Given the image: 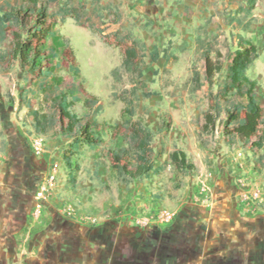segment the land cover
Returning <instances> with one entry per match:
<instances>
[{"label":"rangeland","instance_id":"obj_1","mask_svg":"<svg viewBox=\"0 0 264 264\" xmlns=\"http://www.w3.org/2000/svg\"><path fill=\"white\" fill-rule=\"evenodd\" d=\"M6 1L20 4L25 0H0V264H82L88 255L117 260L162 252L167 256L188 254L190 251L184 249L170 251L167 244L184 240L174 230L187 227V215L200 209L190 205L189 200L179 203L190 190L188 182L195 183L200 173L197 167L194 172H183L170 163L169 152L177 149L175 137L170 134L172 118L178 120L179 128L191 126L203 150L200 158L210 164L211 177L214 176V162L220 159L216 144L223 139L222 127L205 124L203 116L212 111V94L224 79L237 34L251 38L258 49L259 55L247 74L258 81L257 98L264 106V2L256 0L258 5L255 3L251 10L246 0H56L50 7L44 27L54 24L53 28L68 41L55 71L63 79L62 87L72 83L71 74L78 68L79 92L97 98L100 122L122 124L126 100L136 93L131 105L132 120L153 130L165 125L162 132L156 130L151 142L157 172L124 184L118 181L117 167L107 155L108 136L101 144H82L72 151L68 139L51 131H34L29 112L49 109L41 91L49 81L36 69L21 66L12 48L17 32L22 36L21 43L30 39L33 55L42 54L45 36L29 23L23 30L9 24L3 9ZM154 47L158 50L155 61L151 54ZM205 48L211 50V58L216 50L220 52L223 69L215 75L213 85L202 82L194 90L192 73L203 72L201 52ZM126 50L132 64H136L131 71L122 65L128 55ZM72 109L81 115L82 102L75 103ZM38 135L43 138L39 154L31 148L32 139ZM123 145L120 135L115 146ZM225 146V152L240 158L247 172L263 185L264 171L253 163L251 152L240 144ZM65 156L77 168L73 182ZM50 174L54 176L51 187L44 191L45 199L38 200L36 192ZM226 176L229 178V173ZM260 190L261 200L255 206H246L238 196L233 214L225 205L212 207L216 214L212 233L205 229L192 237L212 240V252L222 257L230 255V249L222 247L231 242L240 247L244 241H264V230L260 233L258 229L264 225L258 215L264 202L261 187ZM124 194H136L138 207L121 203ZM69 207L78 213L100 216V224L93 227L72 219L67 214ZM148 208L171 209L176 216L168 226L141 229L134 223V216ZM127 221V230L115 232L118 223ZM90 241H104L106 246L117 242L118 247L110 254L106 249L87 253L85 247Z\"/></svg>","mask_w":264,"mask_h":264},{"label":"trees","instance_id":"obj_2","mask_svg":"<svg viewBox=\"0 0 264 264\" xmlns=\"http://www.w3.org/2000/svg\"><path fill=\"white\" fill-rule=\"evenodd\" d=\"M56 0H25L24 3H4V15L9 24L25 29L28 23L33 30H39L45 36V44L41 48L44 53L33 55L32 47L27 43H21V34L15 32V43L12 53L20 59L21 66H30L36 69L40 75L48 78V83L41 88L45 93V100L49 103V109H31L32 127L37 134H47L50 131L68 139L72 151H77L82 144L97 145L105 141L108 136L109 147L107 155L117 167L116 177L118 181L126 184L135 179L148 176L157 172L153 162V149L151 146L153 134L162 132L164 124L153 130L149 125L132 120L131 105L134 98L126 100L122 113L125 118L122 124H108L97 119L101 106L95 96H84L80 90V74L75 68L71 74L72 83L63 88V79L55 74L63 52L68 47V41L56 31L51 24L44 27L50 12L49 9ZM256 0H246L248 10L254 8ZM32 18L35 21H32ZM31 35V34H30ZM235 50L228 58L224 79L217 84V90L212 94V106L210 112L203 116L205 124L222 127L221 133L225 145L240 144L242 148L251 152L253 163L259 165L264 171V106L260 105L257 98L258 81L248 74L250 64L258 57V49L249 37L240 34L235 35ZM122 65L128 71L134 70L136 64H132L129 50ZM152 60L157 59L156 47L151 51ZM203 59V72L200 74L194 70L191 77L192 89L196 90L205 82L213 85L215 75L219 74L223 65L221 54L215 51L211 58V50L205 48L201 52ZM48 66L41 68L42 63ZM82 102L83 113L80 115L73 111L75 103ZM91 110V111H90ZM221 115H223L221 117ZM122 127V130H120ZM121 135L124 145L115 146ZM170 163L179 171L194 172L196 166L189 160L187 154L174 149L169 152ZM64 163L69 170L70 179L73 182V173L77 169L68 156Z\"/></svg>","mask_w":264,"mask_h":264},{"label":"crops","instance_id":"obj_3","mask_svg":"<svg viewBox=\"0 0 264 264\" xmlns=\"http://www.w3.org/2000/svg\"><path fill=\"white\" fill-rule=\"evenodd\" d=\"M258 2L259 1L256 3L257 5ZM262 2H264V0H262ZM179 126L180 124L178 120L172 118V128L170 129V134L171 137H175L174 139L177 143V149L184 151L187 156L193 155L190 156V161L198 168L200 173L199 176L204 175L205 172H211L210 164L208 162L206 164L203 163L200 158V153H203V150H200V143L196 140L191 126L189 125L190 128L183 126L179 128ZM216 132L219 133L218 130H216ZM180 145H183L185 148H181ZM168 147L169 146L166 148ZM216 148L219 150L220 159L218 162H214V176L206 180L209 187V200L207 202L202 201L196 193L198 190L197 183L188 182L187 187L188 189L190 187V190H186V194L183 195L179 203H187L189 200L190 205L198 206L200 209L196 211L194 210L193 214L187 215L189 217L186 220V223L188 222L187 227L186 225H183L174 230L178 236L182 235L184 240L167 244V249H170V251L171 249H184L190 251L188 254L180 255L179 253H176V255H173V253H170V256H167L164 252H162L161 255L157 256H132L127 258H118L117 260L112 258V256H102L99 259L98 257L96 258L95 256L92 257L88 255L82 259V264H264V241H244L241 243L240 247H238L236 243L231 242L228 247H222L224 250L230 249V255L222 257L220 255L216 256L215 253L212 252V240H196L191 235L196 233L202 234L205 229L206 232L211 234L212 222L216 218V214L213 212L212 207H216L219 204L225 205L229 207V209L227 208V211H230L229 213L233 214L235 211L234 205L235 202L237 203L238 201V194L240 190L244 186L259 183L257 179L254 178L253 174L247 172L246 166L240 158L225 152L227 147L225 146L223 139L216 144ZM227 173L230 175L229 178L226 176ZM260 187L263 191L262 200L264 201V184ZM120 198L121 203L126 205L130 204V206L134 205V207H138V203L140 201L136 194H124ZM244 214L249 215L248 213ZM258 215H260L264 220V202L263 210H259ZM224 216L226 217V214ZM128 222L129 221L125 224H122L121 222L118 223L115 226L116 228H114L116 230L115 232L127 230ZM263 226L264 225H261L262 228H258L260 233L264 230ZM231 227L232 229H236V226ZM231 231L232 230H230V232ZM186 235H191V239L187 240ZM233 244H236V246ZM117 245V242H111V245L108 244V246H106L104 241H100V243L90 241L86 243L85 248L87 253L92 251L98 252V250L104 252V249H106L110 254L117 249ZM137 248L139 247L137 246L135 249ZM236 249H241V251H234Z\"/></svg>","mask_w":264,"mask_h":264},{"label":"built area","instance_id":"obj_4","mask_svg":"<svg viewBox=\"0 0 264 264\" xmlns=\"http://www.w3.org/2000/svg\"><path fill=\"white\" fill-rule=\"evenodd\" d=\"M32 150L39 154L43 149V138L41 136H36L31 141ZM53 175L50 174L47 178V182L36 192V198L38 200L45 199L44 191L51 187L53 182ZM211 177V173L208 172L202 176H198L196 183L198 190L196 193L202 199V201L207 202L210 198L209 187L207 185V179ZM239 200L244 204L255 206L257 202L261 200V190L257 184H252L250 186H244L239 194ZM35 210L38 211L40 208V203L37 201L35 203ZM67 214L76 221L85 222L91 225L100 223V216L91 214H82L76 212L73 208L69 207ZM176 212L171 209H154L148 208L143 212H138L134 216V223L141 229L163 227L168 226L174 220Z\"/></svg>","mask_w":264,"mask_h":264},{"label":"flooded vegetation","instance_id":"obj_5","mask_svg":"<svg viewBox=\"0 0 264 264\" xmlns=\"http://www.w3.org/2000/svg\"><path fill=\"white\" fill-rule=\"evenodd\" d=\"M99 224H100V223L95 224V225H90V226H93V227L95 226V227H97ZM99 236H100V234L97 235V237H99ZM99 238H100V237H99Z\"/></svg>","mask_w":264,"mask_h":264}]
</instances>
